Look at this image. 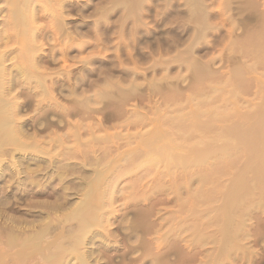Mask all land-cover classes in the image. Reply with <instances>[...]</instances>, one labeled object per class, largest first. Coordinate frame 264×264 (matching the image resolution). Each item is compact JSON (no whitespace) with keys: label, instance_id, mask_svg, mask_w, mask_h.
<instances>
[{"label":"rangeland","instance_id":"374dc122","mask_svg":"<svg viewBox=\"0 0 264 264\" xmlns=\"http://www.w3.org/2000/svg\"><path fill=\"white\" fill-rule=\"evenodd\" d=\"M119 1L121 0H64V3L62 4V6L64 7L63 9L66 11L61 10V12L64 13V15L61 14L62 15V16L60 15L61 18L57 17L56 21L57 20L61 21V19L63 20L64 18L63 22L65 24V27L70 29V31L69 30L68 31L71 34L73 32L72 34L73 37L71 36L73 39H71V42L67 40V42L71 44L69 43L65 44V45L71 46L68 48L66 52L67 54L65 55V57H66L68 65H71L74 67V68L70 67V70L74 77V81H76L75 82L76 94H74L71 97L75 101H77V98H78L77 102L79 104H77V102L76 104L80 105V103H82L80 101L84 100L83 97L86 96L88 97V101L89 100L91 101V102L89 101L90 104H88L91 106H88V108L93 107L95 109L92 108L90 110L87 108L88 111L85 114L87 119L86 117H84V119L81 118L84 116L82 115L83 113L81 112L82 110H80L78 114L76 113V115L66 117L64 113L69 108L68 107L69 102L67 103L66 102L67 100H65V98L63 99L62 97L64 96V93L67 95L66 92H63L61 97L57 96L59 104H55V105L57 108L59 107L60 110L57 109L55 111L54 102L51 100L50 101L46 100L45 102L47 104L46 103H43L44 105L42 104L43 109H41V111L39 112V115L35 117L39 116V119L43 117L42 118L43 120L42 119L40 120L42 121L41 123H46L44 119L47 120V119L52 118L51 120H54L52 124L54 125H52L50 129H48V132L47 130L44 131L42 133L43 135L47 136L52 131H56L58 133H61L59 134L60 136L62 135L71 136L73 134V133L69 134L71 131L70 130L71 127L69 129V126L68 127L63 126V124L66 125L67 123L66 121H70L71 122V123L69 122L70 124H73L74 120L76 122H79L78 120L80 118L82 119V121L83 120L85 121V122L84 121L82 122L80 120V122L86 123V125L87 123L90 122L89 119L91 120L90 123L103 122L104 129L107 131L108 135H110L111 133L116 135L117 133L118 135H116V137L118 138H119V135H123V137H126L128 133L129 134L132 133L136 135L138 132V133L143 134L145 132H148L149 129L152 130L153 127L156 129L157 125L161 126L162 129L168 130L169 127H167V123L164 122L163 120L164 117L167 114H169L168 116H174L176 113H180V111L181 112L184 110L185 112L188 111V109L191 108L192 102L191 103L187 102V99L190 101V99H193L195 95L201 96V94H202V97L205 96L203 99L207 97L206 98L208 99L207 101L208 102L212 101V103H214L215 106L216 104L217 106H220V105L222 106L225 104L231 107L235 103L239 109V112H241L242 114H248V113L253 114L251 116L255 115V117L253 118L255 120H260L264 118L262 117L264 116L262 115L264 114V108H263L264 107V99H263L264 98V92H263L264 91V88H263L264 87V82H263L264 81V0H135V1L134 0H122L123 2H119ZM6 2L7 0H0V5L3 8V12L0 14L1 16L0 19L2 20V22L0 23V29H3L4 27L3 25L4 18L2 17L6 14L5 13L7 10L5 6ZM35 2H34L35 3L34 5L36 9H38L36 10L37 11L36 17L38 16L37 17L38 21L36 20V25L37 27L40 28V31L36 38L37 39L36 41H38L36 42V46L41 47V51L38 54L46 57L47 55H50L51 52L53 53V51L56 49L57 51L56 50L54 51L55 53L54 58L56 59L55 61L56 64L53 62L54 64L50 65L51 67L49 66V68L47 69H49L48 70L49 72L52 71L51 73L60 72L61 70L63 71L62 66L65 65V63L63 60L64 58L62 54L60 53V49H62V47L65 46L64 43L66 42L62 40L64 42L63 43L62 41L59 40L61 36L59 38L57 37L59 36L58 33H60L57 30H55V29H58L57 28L58 24L56 23L57 24L56 26V24L54 23L56 21L55 20L53 21L52 16H50L48 13L51 10V7H53L54 4H56L57 2L55 3V1L53 0V3L51 2L53 6L49 4L48 3L49 1L47 0L45 1L35 0ZM45 5L47 7V10L48 8H50L48 12H44L46 11ZM48 5H50L51 7ZM41 7H44V9H42ZM39 8L42 9L41 12L39 11L40 10ZM40 16H42L43 19ZM45 17L46 19H44ZM93 31L97 33H94ZM52 34L56 36H52ZM14 42L15 41H13V43L11 42V46L9 50L11 49L13 50L14 48H17V45ZM60 43L63 46H61ZM97 45L100 47L98 48ZM77 46H78V49H77ZM95 47L97 49H95ZM76 55L78 58H76ZM93 55H96V56L93 57ZM253 55H254V58H252ZM257 55L259 57L261 56V58H259ZM256 57L257 59H261V60H259V62L258 60L256 61L255 59ZM84 58L88 60L85 61ZM11 61H9L8 63L6 62V64L8 65L12 64ZM254 63L255 65L256 64L257 65L255 66ZM253 69H255V71ZM111 73H114V74H111ZM83 76L85 77L84 78L85 81H83V84H82V81L80 79H82ZM61 78L62 80L59 78L60 79L59 86L62 85L61 89L65 91V88L67 87V81H64V79L66 80L65 77L63 79V76H61ZM109 78H112V79H109ZM114 79H115V83L116 82L118 83V81L119 83L116 85H113ZM132 80H136V81L132 82ZM154 80L157 82V84H155L156 82ZM201 80L202 82L200 83ZM103 81L105 82L107 81L108 85H109V82L111 81L112 85H109L106 87L107 83L106 85H104L105 82L103 83ZM137 81L138 83H136ZM122 83L126 85H123ZM261 83H262V86H261ZM102 84L103 86H101ZM201 84L205 85L206 87L205 86L203 87V85L201 86ZM216 84H219V85L217 86ZM222 84H224V86ZM132 85L135 88V90L134 91L131 90V93H130V87H132ZM134 85L135 86L137 85L140 87H135ZM197 85H200V86L197 87ZM207 85L209 86V88ZM128 86H129V90L127 89ZM108 87H110V89ZM111 87L112 88L114 87V88L112 89ZM210 87L211 88L216 87L219 90L215 88L216 89L215 92H212L214 90H211V91L208 90L210 89ZM92 88L93 89L95 88V89L92 90ZM205 88H207V90ZM98 89L103 90V92L104 90L105 92L108 90L110 93H108L107 91V94L110 97L107 96V94H105L106 96L105 98L104 96H102L104 98L103 100L102 98L101 100L100 99L96 100L95 98H92L93 96L95 97L96 93H98V91H96ZM198 89L199 90L201 89L200 90L201 94L198 92L199 91ZM233 89L238 92V93L236 92L237 95L234 94V91H232ZM20 90L21 92L25 90L24 94L21 93L22 98L23 97L26 98L25 96H28L29 94L32 95V93L35 92L34 89H31L28 92V88L26 90V87L25 89L20 88ZM126 90H128L131 95L132 94L134 95L124 96L122 95V93H120V91H122L123 93L125 91V94H126L127 93ZM139 91L140 93L141 92L142 93L140 94ZM217 91L219 94L216 95ZM93 92L95 93V95L93 94ZM232 92L234 95L232 94ZM112 95L114 98L111 97ZM121 95L124 96V98ZM81 97L82 99H80ZM90 97L91 99H89ZM198 97L199 96H197L196 98ZM224 101H226V103L223 104L222 102ZM148 103H149V106H148ZM70 104L73 105L74 103H70ZM258 106L262 109L260 111H262L263 113L259 111L260 108ZM71 107L72 106H70V108ZM62 108L65 110V111L62 110L64 113H61ZM33 109L31 110L30 108L28 110H25V112H23V116L25 115L24 116L25 118H28V117L32 118V116L34 117V115L36 114L33 112ZM122 109L124 110L123 112H122ZM166 110L168 112L167 114H166ZM93 111H96V112L93 113ZM172 111L174 113H172ZM88 112L89 113L92 112V113L87 114ZM51 113H57V115L56 114L54 115ZM132 113L137 118L138 116L136 114L139 113V119L143 120L142 123L147 122V124L145 123V125L136 126L137 128L135 127V129L133 128L134 126L132 127L122 126L125 122H128V123L129 122H139L135 116L134 117L137 120L133 117ZM257 113L259 116L262 115L261 116L262 118L258 117ZM79 114L82 116H80ZM91 115L94 117H92ZM140 116L142 118H140ZM65 117L71 120H68ZM64 119H66V121ZM97 120H101V121H97ZM55 122H61L60 124L61 127L56 126ZM27 123L28 125L30 124L34 125V123L36 122H27ZM96 123H94L93 125H95ZM241 123H244V122H239V124ZM245 124L246 123H244V125ZM83 125L85 126V124ZM118 125H120L121 127H119ZM244 125L242 124L240 126L241 127L240 129L242 131L244 130V127H245ZM168 126L170 125L168 124ZM216 127H213V129H215ZM86 128L85 129L83 128L82 131H80L79 129V132L82 133L81 140H83V136H84V140L82 142H86L95 133L98 136L100 135L103 136V134H106L104 132L103 133L101 132L100 134L99 132H97L98 129H96L95 127L93 128V126L89 128H92L95 130H93V132H92V129L89 132L86 131L87 132L86 134V132H84ZM90 133L91 134L94 133V134L91 135ZM115 135L113 136L110 135L111 137H113L112 140H114ZM138 137L136 136L135 138H132V140H129V145H128V142H126L127 143L126 145L124 141L125 145L124 146L122 145L123 146V148L121 147L122 149L120 148V151L123 152V155L120 156V159H118L119 157H116L115 159H118V160L114 161L115 164L113 163V165H116L117 167L115 166L114 168L115 170L112 169L111 167H110L111 169H108V170H111V171L121 170L122 172L124 171L126 172L125 168L129 164L127 165V162L125 163L123 162L125 159L127 161L131 160V158H129V156L130 157L132 156L130 151H132L135 148L136 150L143 149V148H140L142 146L141 138H138ZM69 139L70 138L68 137L64 139L66 140L65 142L67 144L70 141L72 142L73 140V138H71L72 140H69ZM117 139L115 141L116 143L118 142ZM119 139H122L123 141L124 138L121 137ZM107 140H105V142ZM124 140H126V138ZM209 141L211 140L209 139ZM209 141L207 139L208 143H210ZM71 142L70 144L73 143ZM111 142H114V141H111ZM207 142H206V145H207ZM98 144H95L96 147L91 146V148L92 149L94 148L96 152H97V149H99L98 150L100 151L99 153L95 152L97 157H100V155L102 156L103 153L105 155V152H108L107 150L109 149L110 150L113 149V151L115 150L114 149L115 147H113L114 145L112 144L113 146L112 145L111 146L113 148H109L105 152L102 153L101 151H103V148L98 147ZM105 144L107 145L109 144V142ZM221 144H223L222 141L217 142V145H221ZM101 145L99 144V146L104 147L103 144ZM139 145L141 146L139 147ZM203 145L205 146V144ZM210 148L212 150L211 149L208 150L209 151L208 153H211L213 151V148L211 145H210ZM61 149L57 148L58 150L57 152H60ZM110 150L108 153L112 154L113 151L110 152ZM82 151L85 152L86 149L85 148L84 150L82 149L80 155L83 154ZM115 151L112 154V156H110L111 158L113 157L112 159H114L115 157L114 156V154H116ZM86 153L88 152L86 151ZM95 153L91 152L90 154L93 156ZM78 154L79 153H76L75 157H79ZM90 154H86L87 157L91 158ZM141 154L142 153H140V157L139 155L136 154L137 155L136 157L134 156V153H133L132 159L134 157L137 160H139L142 156ZM84 155H81V156L83 157ZM106 157H108L111 160L109 155ZM108 158L107 160L109 161ZM240 159L244 161L243 157L239 158V160ZM104 160L107 161L106 158ZM134 161L135 160H131L130 164ZM239 162H241V160ZM118 164L121 165L119 169H117L119 166ZM107 165L106 167H108ZM128 167H131V166H128ZM146 169H147L146 167H141L137 171L135 170L132 171L133 173L132 172L128 174L125 173V175L121 174L122 177H120L121 176L120 175L118 176V179L116 178L115 180H112L113 183H115L118 180L116 182L115 187L113 186V191H116V192H114L115 194L112 197L115 198L116 200L114 201V203H112L113 205L111 204L112 206L106 204L107 207L104 206L102 210L97 213L98 217L100 215L99 219L101 220V222H103V220L105 221V219L108 218L110 222L109 223L110 227L107 224L105 225L106 230H107L106 232H104L103 229L101 228H96V227L93 228L95 233L100 232L101 234L105 235L108 232L109 234H111V236L107 238L108 240H106L107 246L100 245V242L98 241H100L101 239L98 238V236L97 238H95V240L97 241H94V244H93L94 246H88L89 248H92L95 251V254L99 253L100 251V254L102 255V256L99 255L101 256L100 257L101 262H98L97 264H118V263L119 264L121 263L122 264H153V263L154 264H160V263L161 264L162 263L163 264H264V205L262 203H260L262 204L260 205L259 203H256L257 202L256 201L255 202L256 205L255 204L252 205V202L250 203L249 201V203L248 204L246 203V205L237 204L239 205L238 207H240V209L236 207L237 211H239L240 213L243 212L240 215L244 219L243 218H240V219H243V223L245 225L243 224V226L240 227L242 230L241 229L239 230V226L236 227V229L239 230V232L237 233L239 234L241 231L242 235L239 234L237 237V240L235 238V235L234 237L232 236L233 238V239L231 238L232 240L226 239L223 237L221 238V236L219 235H221L222 230L220 229L218 230V228L222 227V225H220L221 224L220 221H223V220L219 218V221H218V218H216L217 215L215 213L216 209L214 210V207L217 208V205L218 206L221 205L222 199L220 201L218 200L215 202L211 201L210 204L204 203L205 205H203L202 203V206H199L201 204L197 205L196 209L200 211V214L202 216L201 217L202 221H201V218L192 217L193 214L191 212H192V209L194 210L195 208V206L193 207V204H190L188 202H187L188 205L190 204L189 206L187 204H184L189 194H192V192L194 193L197 190L198 182H197V179H194V178L198 176L199 171L196 170L197 172L195 171L193 173L191 171V172L184 174V172L180 173L179 172L180 170H179V171H176L178 175L173 172L172 173L167 172L169 174L168 175L165 172L166 170L162 172L163 171L162 166L152 168L153 170L152 169L146 170ZM233 169H232V172L237 170V169L236 170H233ZM146 172H147L146 175L148 174L150 175L144 176V178H142ZM162 173L163 174L166 173L168 176L166 174L162 176L163 175ZM172 174L174 175L171 176ZM190 174L192 177L190 176ZM194 174H196V176H194ZM231 175L230 176L228 175V176L231 177ZM138 176L141 178L139 179ZM107 177L108 178L112 177V173L109 172L105 174V179H107ZM229 177L228 178L227 176L224 178L222 177V180H224V183L222 181V185L220 184L221 187L219 188H221L220 189L221 191L223 190L222 186L224 187L225 185L228 184L229 180L226 181V179H229ZM103 183L104 184H101L100 186L106 185L105 181ZM98 190L99 189H97L96 192H98ZM110 190L111 189H109V191ZM251 191L253 192L254 190H251ZM219 196L220 195H218V197ZM0 197H4V196L0 195ZM255 197L256 199L254 198V201L258 200V196L256 195ZM94 198L95 196L91 198V201H94V202H91V205L94 207L90 206V208L92 209L95 208L96 210L101 207L98 203L101 204V202L104 201V199L103 200H101V198L97 199V196L95 199ZM104 202H106V200ZM257 204L258 206L260 205L261 207L259 206L258 208ZM200 209L203 210L202 211L203 213L201 212ZM212 209L214 210V212ZM207 212L209 214L211 213V215H208ZM202 214H205V215H202ZM206 215L208 217L213 216L212 218L215 217L217 220L209 217L211 219H209L208 221V218ZM102 217H103V220H102ZM216 221L218 223L220 222V224H218ZM93 222H92L93 224L98 223L96 220ZM129 226H132L131 228H133L132 230L129 228L131 231L128 228H126ZM136 226H137V229H136ZM146 226L148 227V229ZM234 226H237V222H236V225ZM66 229H68V227H66ZM192 229L194 230V232ZM57 232L58 231L55 230L54 233H57ZM137 233H138V236H137ZM215 236L216 238L219 237L218 240L214 238ZM197 238L200 240H198ZM219 242L221 244H219ZM98 247L100 248L99 250H98ZM251 249H253L254 251ZM141 256L143 257L140 258ZM107 259L110 261H108Z\"/></svg>","mask_w":264,"mask_h":264},{"label":"bare ground","instance_id":"6f19581e","mask_svg":"<svg viewBox=\"0 0 264 264\" xmlns=\"http://www.w3.org/2000/svg\"><path fill=\"white\" fill-rule=\"evenodd\" d=\"M47 1H49L48 3L52 5L53 0L52 1L47 0ZM54 1H55V3L57 2L56 3L57 5L54 4V6L52 5L53 7L48 5L51 7L50 11H49L50 8H48V10H47V7L45 5L46 11H44V10L43 11L44 12L49 11L48 13L50 16H52L53 21L54 20L56 21L57 17H60L61 14L64 15V13L61 12V10H64L63 9L64 7L62 6V4L64 3V0H54ZM34 2H35V0H7V2L5 4L6 9H7L5 12L6 14L4 16L2 15L3 16L2 18H4V20H3L4 27H3V29H0V195L4 196V197H0V264H9V263H11V264H94V263H96L97 264L98 262H101L100 257L102 255L100 254V251H99V253H97L98 254L97 255V254H95V251L92 248H89L88 246H94L93 244H94V241H97V240H95V238H97V236H98V238L101 239L100 241H98V242H100V245L101 246H107L106 240H108L107 238L110 237L111 234H109L107 232V234L104 235V234H101L100 232H98V233L94 232L93 228H95V227L103 229L104 232L107 231L106 226H105L106 224L110 227V224H109L110 222H109L108 218L105 219V221H104L103 217H102L103 222H101V220L99 219L100 215L98 217L97 213L99 211H101L104 206L107 207V205H111L116 200L112 196L115 194L114 192H116V191H113V186L115 187L116 182L118 180L115 183H113L112 180H115L116 178L118 179V176H120L121 174L125 175V173L128 174L134 170L137 171L141 167H146L148 170H150L152 168L162 166V168H163L162 172H164L166 170L165 171L166 173L167 172L168 173H172V172L176 173V171H179V170H180L179 171L180 173L184 172V174L191 172V171L193 173L196 170L199 171L198 176L194 178V179H197V182H198L197 190L194 193L192 192V194H189V196L187 195L188 197H187L184 204H187V205H188V203L193 204V207L195 206V208H194V210L192 209V212H191L193 214L192 217L201 218L202 216L200 214V211L198 209H196L197 205L201 204L199 206H202V203H203V205H205L206 203L210 204L211 201L215 202L218 200L220 201L222 199L221 205H219L220 207L218 205H217V208L214 207V210L216 209L215 213L217 215L216 218H218V221H219V218L221 220H223V221H220L221 224H220V222L218 223L216 221L218 224L222 225V227L220 226L222 229L218 228V230L219 229L222 230L221 235H219V236H221V238L223 237V238L232 240L233 239L232 236L234 237V235H235V238L237 240V237L239 234H241V231L239 234L237 232H239V230L241 229L240 227H242L244 224L243 223L244 218L241 217V215H240L243 212L240 213L239 211H237L236 207L239 206L237 204L246 205V203L248 204L250 201V203L252 202V205H254L255 202L257 201L256 203H259V204L262 203L264 205V202H263L264 201V118H262V117H264V116H262L264 114H262L261 115L262 117H261L257 113V116L261 117L262 119L255 120V119H253L255 117V115L251 116L253 114H250V113L242 114L241 112H239V109L235 103L231 107H229V106L224 104V103H226V101H224V102H222L224 105L217 106V104H216V106H215V104L212 103V101H211L212 99L210 100L211 102L207 101L208 100V99H206L207 97L205 98L206 100L203 99L205 96L202 97V94L200 93L201 89L200 90L198 89L199 90L198 92L201 94V96L197 95L199 97L196 98L197 96L195 95V97H194V95H193V97H194L193 99H190V101L187 99V102H190V103L192 102L191 108L188 109V111L185 112V110H184L182 112L180 111V113L175 112L176 114L174 116H168L169 114H167L168 112L166 110L167 115L164 117L163 120L165 123H167V127H169L168 130L162 129L161 126L157 125L158 128H157V126H156V129L153 127L152 130L149 129L148 132H145L143 134L138 133V132L136 135L132 134V133L131 134L128 133L126 135V137H123V135H119V138H121V137L124 139L126 138V140L123 139V141H122V139H119L118 137H116V135H118L117 133H116V135L111 133L110 134L111 136L115 135V137H116V138L114 137V140H112L113 137L108 135L107 131L104 129L103 122H97V123L92 122V123H90L91 120L89 119L90 125H89V123H87V125H86V123H82L84 120L82 121L81 118L84 119V117H86L85 114L88 111V109L91 110L93 108V107L88 108V106H91V105H88L91 102L90 100H89L90 102L88 101V97L85 96V97H83L84 100L80 101L83 103V105H82V103H80V105H77V104H79L77 102L78 98H77V101H75L71 97L74 94H76V92H75V87H76L75 82L76 81H74V77H73L72 72L70 70V67H73V66L68 65L66 57H65V55L67 54L66 52H67L68 48L71 46L65 45V44L69 43V42H67V40H69L71 42V39H73L72 38L73 32L71 31L72 32V34H71L69 32L70 29L65 27V24L63 22L64 21L63 17H62L63 20L61 19V21L57 20L56 22H54L55 24L56 23L58 24V27H57L58 29H55V30L60 32V33L57 32L59 34V36H57V37L59 38L61 36L59 40L60 41L63 40L66 42V43H64L62 41L65 46L61 45L62 42L60 43V45L63 46L62 49H60V53L62 54V56L64 58L63 59L64 63H65V65H63L64 68L62 66L63 71L61 70L60 72L51 73L52 71L49 72L48 71L49 69H47V68H49L50 65H52L54 63L56 64V62H55L56 59L54 58L55 57L54 51L56 49L53 51V53L51 52L50 55H47L48 57L46 55H45L46 57H44V56H41L38 54L41 51V47L36 46V42H38V41H36L37 40L36 38L38 36L40 28L37 27V25H36V20L38 17V16L36 17V14H37L36 10H38V9H36V7L34 5L36 2L35 3ZM119 2H123V1L121 0ZM45 4H46V2H45ZM41 8L44 9V7H41ZM140 8H142V7H140ZM42 9H40L39 11L41 12ZM64 11H66V10H64ZM108 11H109V9H108ZM2 12H3V8L0 5V14ZM204 12H202V13H204ZM40 17L43 19L42 16H40ZM0 18H1V16H0ZM44 19H46V17ZM1 22H2V20L0 19V23ZM57 24H56V26H57ZM118 30H120V29H118ZM95 31H96V29H95ZM57 33H56V35H57ZM94 33H97V32H94ZM56 35L52 34V36H56ZM12 40L15 41L14 43L17 45V48H14L13 50L12 49L9 50V48L11 46V42L13 43ZM100 43H101V41H100ZM69 44H71V43H69ZM66 46H68V47H66ZM99 47L100 46H98V48ZM80 48H81V46H80ZM77 49H78V46H77ZM95 49H97V48L95 47ZM187 49H188V47H187ZM102 51H103V49H102ZM47 52H49V51H47ZM253 52H255V51H253ZM255 53H257V52H255ZM96 55H93V57ZM254 55L252 58H254ZM258 55H260V54H258ZM81 57H82V55H81ZM76 58H78L77 55H76ZM85 58H84V60L87 61L88 59H85ZM259 58H261V56ZM82 59H80V60H82ZM255 59H256V61L258 60V62H259V60H261V59H257V57ZM8 60L9 61L12 60L11 61L12 64H10V65L6 64V62L7 63L9 62ZM76 60H75V62H76ZM261 62H263V61H261ZM154 63H155V61H154ZM157 64H159V63H157ZM254 65H255V63H254ZM58 66H60V65H58ZM242 67H243V65H242ZM101 68H103V67H101ZM252 68H251V70H252ZM253 70L255 71V69H253ZM149 71H147V72H149ZM136 72H138V71H136ZM111 74H114V73H111ZM61 76H63V79H64V77L66 78V80L64 79V81H67V87L65 88V91H63L61 89L62 85L59 86V80L60 79L62 80ZM141 76H142V74H141ZM151 76H153V75H151ZM237 76H239V75H237ZM84 78L85 77L83 76L82 79H80L82 81V84H83V81H85ZM196 78H198V77H196ZM109 79H112V78H109ZM123 79H125V78H123ZM129 79H130V77H129ZM197 80H199V79H197ZM237 80H238V78H237ZM133 81H136V80H132V82ZM138 81H140V80H138ZM138 81L136 83H138ZM104 82L105 81H103V83ZM201 82H202V80L200 81V83ZM106 83H107V85H106ZM111 83L112 82L110 81L109 85H112ZM118 83H119V81H118ZM118 83L117 82L115 83V79H114L113 85H116ZM130 83H129V85H130ZM262 83H261V86H262ZM155 84H157V82ZM166 84H167V82H166ZM104 85H106V87L109 86L107 81L105 82ZM123 85H126V84H123ZM137 85L136 86L134 85V86L140 87ZM140 85H141V83H140ZM202 85L203 84H201V86ZM211 85H212V83H211ZM216 85L218 86L219 84H216ZM222 85L224 86V84H222ZM101 86H103V84ZM164 86H165V84H164ZM198 86H200V85H197V87ZM204 86L205 85H203V87ZM234 86H236V85H234ZM25 87H26V90L28 88V92L31 89H34L35 92L32 93V95L29 94L28 96H25L26 98H24V97L22 98L21 93L24 94L25 90L23 92H21L22 89L20 90V88L25 89ZM94 87H95V85H94ZM108 88L110 89V87H108ZM124 88H123V90H124ZM208 88H209V86H208ZM212 88L210 87V89H208V90H210V91L214 90L212 92H215V90L218 89L216 87H212ZM94 89L92 88V90H94ZM127 89L129 90V86L127 87ZM205 89L207 90V88H205ZM128 90H126L128 94L127 93L125 94V91H124V93L122 91H120V93H122V95H124V96L125 95L133 96L134 94H132V95L130 94L131 90L132 91L135 90L133 85H132V87H130V93ZM222 90H224V89H222ZM222 90H220V91H222ZM96 91H98V93H96V95H95V93H94L95 91H94L93 94L95 95V97L93 96L92 98H95L96 100L97 99L101 100V98H102V100H103L106 97L105 94H107L108 90L106 92L104 90L105 93L101 89L100 90L98 89ZM100 91H102V92H100ZM137 91H135V92H137ZM232 91H234V94H236V92H237L234 89ZM30 92H32V91H30ZM63 92L67 93V95L64 93V96H66V97H64V96H62V97H63V99L65 98V100H67L66 101L67 103L69 102L68 103L69 108L67 107L68 108L67 111H65L63 108L61 109V111L64 110L65 113L63 111L62 112L60 111V112L64 113V115L66 117H70L72 115H76V113L78 114V112H80V110H82L81 112H83L82 115H84V116L81 118L79 117L80 118L79 120L77 119L79 122H76L74 120V122H75L74 123L72 121L73 124H70L71 123L70 121H66V119H68V118L65 117L66 119H64V120L67 123H66V125L63 124V126H67V127L69 126V129L71 127V129H70L71 131L69 133V134L73 133L71 136L70 135L69 136H63V135L60 136L59 134H61V133H58L56 131H52L50 134L48 133L49 135L45 136L42 133L46 130L48 132V129H50L51 126L54 125V124H52L54 120H51L52 118L47 119V120L44 119V121L46 123H41L42 121H40V120L43 117L41 116L42 118L39 119V116L38 117H35V116L39 115V112L41 111V109H43V105H44L43 103H46L45 102L46 100H48V101L51 100L54 102L55 111L57 109H59V107L57 108L55 104H59L57 96L61 97ZM108 93H110V92L108 91ZM139 93H140V91H139ZM217 94H219L218 91H217L216 95ZM232 94H233V92H232ZM116 95H118V94H116ZM102 96H104V98ZM107 96H109V95L107 94ZM124 96H122V97L124 98ZM206 96H208V95H206ZM111 97L114 98L113 95ZM119 97H120V95H119ZM149 98H150V96H149ZM190 98H192V97H190ZM80 99H82V97ZM89 99H91V97ZM209 99H210V97H209ZM76 102H77V104H76ZM70 103H74V104L71 105ZM210 103H212V104H210ZM50 104H51V102H50ZM62 105H63V103H62ZM253 105H255V104H253ZM70 106H72V107L70 108ZM78 106H80V107H78ZM148 106H149V103H148ZM61 107H63V106H61ZM64 107H66V106H64ZM30 108H31V110L34 108L33 112L36 115H34V117L32 116V118H30V117L25 118L24 117L25 115L23 116V112H25V110H28ZM93 109H95V108H93ZM252 109H254V108H252ZM260 110H262V109L260 108L259 111ZM123 111L124 110L122 109V112ZM163 111H164V109H163ZM95 112L96 111H93V113H95ZM260 112L263 113L262 111H260ZM57 113H58V111H57ZM57 113H51V114L57 115ZM61 113H60V115H61ZM90 113H92V112H90ZM90 113L88 112L87 114H90ZM172 113H174V112L172 111ZM120 114H122V113H120ZM82 115H80V116H82ZM129 115H131V114H129ZM136 115L138 116V118L134 114H133V117L135 116L139 122H129V123L125 122L122 126H124V127L134 126L133 128L135 129L136 126L145 125V123L147 124V122H145V123L143 122L144 123L143 124L142 123L143 120L139 119V113ZM58 116H59V114H58ZM123 116H124V114H123ZM88 117H90V116H88ZM92 117H94V116H92ZM92 117H90V118H92ZM140 118H142V117L140 116ZM144 118H145V116H144ZM86 119H87V117H86ZM68 120H71V119H68ZM80 120L82 122H80ZM97 121H101V120H97ZM145 121H147V120H145ZM27 122H36V123H34V125L33 124L28 125ZM239 122H244L246 124L245 125H244V123L239 124ZM55 123H56V126L61 127L60 126L61 122H55ZM94 123H96L95 124L96 126L93 125ZM117 123H119V122H117ZM218 123H219V125H218ZM83 124H85V126ZM162 124H164V123H162ZM168 124L170 126H168ZM242 124L245 126L243 131L240 129L241 128L240 126ZM82 126H84V127H82ZM92 126H93V128L95 127L96 129H98L97 132H99L100 134H101V132L102 133L104 132L106 134H103V136L102 135L98 136L95 133V131H94L95 134L93 133L94 135L91 134L93 132V130H95V129L89 128ZM118 126L121 127L120 125H118ZM167 127H165V128H167ZM213 127H216V128L213 129ZM83 128L84 129L86 128V130H84V132H86V131L89 132L92 129V132L90 134L93 136L90 135L91 138L88 139L86 142H82L84 140V136H83V140H81L82 133L79 132V129H80V131H82ZM64 131H65V129H64ZM87 132H86V134H87ZM127 136H128V138H127ZM136 136L137 137L139 136L138 138H141L142 146L139 145V147L141 146L140 148H143V149L136 150V148H135L132 150L133 152L132 151H130V152H131L132 156L134 153V156H136V157H137V155H139V157H140V153H142L141 158L139 160H137L136 158L133 157V159H132V156L131 157L129 156V158H131V160H135L134 162H132L133 164L132 163L130 164L131 160L130 161L128 160L129 161L128 162L126 159L124 160L123 163L127 162V165L129 164L128 166H131V167L125 166L126 172L125 171L122 172L121 170L120 171H118V170L114 171L115 170L114 168L116 166V165H113L114 161L120 159V156L123 155V152L120 151V148L121 147L123 148V146L125 145L126 142H128V145H129V140H132V138H135ZM67 137L70 138L69 140H72L71 138H73V140H72L73 143L70 141L72 144H70V142L68 144L65 142L66 140H64V139H66ZM191 137H193V138H191ZM109 138L111 141H114V142L118 138L122 143L118 139H117V141H118L117 143L111 142L109 140ZM207 139H208V141L210 139L211 141H209V142L210 143L213 142V143H211V144L208 143ZM105 140H107L109 142V144L106 145L105 143H108V142L107 141L105 142ZM124 141H125V143H124ZM219 141H222L223 144L217 145V142H219ZM98 142L100 145L103 144L104 147H101L102 145L99 146ZM206 142H207V145H206ZM118 143H120L121 145ZM95 144H98V147L103 148V151H101L102 153L105 152L109 148L115 147L114 149L116 151L115 150L114 151L116 152V154H114V156H115L114 159L116 157H119V158L114 160V159H112L113 157L112 158L110 157L114 153L113 149L112 150L109 149L110 152L113 151L112 154L108 153L109 150H107L108 152H105V155L106 156L109 155L111 160L108 157H106L104 155V153L102 156L100 155V157H97L96 153L100 152V151H98L99 149H97V152H96V150L94 148L93 149L91 148V146L96 147ZM203 144H205V146ZM108 145H110V146H108ZM126 145H127V143H126ZM210 145L212 146L213 151L211 153H208L209 152L208 150L211 149ZM82 146L86 149V151L88 153H86V151L85 152L82 151L83 154H81V155H84L85 153L90 154L91 152H94V153L96 152V153L93 156L90 154L91 158L87 157L86 154L82 157L80 155L81 150L82 149L84 150V148ZM208 147H209V149H208ZM57 148H60V149L62 148V149L60 152H57L58 151ZM89 149H90V151H89ZM76 153H79L78 154L79 157H75ZM242 157H243L244 161H242V159H240L241 162H239L240 161L239 158H242ZM105 158H106V160L108 158L109 161L108 160L105 161L104 160ZM120 162H118V163H120ZM107 163H108V165H107ZM106 165L108 167H106ZM118 165L119 166L117 169H119L121 166L120 164H118ZM110 167L114 170H112V171L108 170V169H111ZM122 169H123V167H122ZM232 169L233 170L237 169L236 170L237 172L236 171L232 172ZM109 172L112 173V177H109V178L107 177V179H105V174H107ZM147 172L145 173V175H143L142 178H144V176L150 175V174L146 175ZM166 173H164V174L162 173L163 175L162 174L161 175L164 176ZM230 173L231 174L234 173V174L231 175ZM157 174H159V173H157ZM173 175L174 174H172L171 176H173ZM228 175L229 176L231 175V177H229ZM91 176H93V177H91ZM190 176H191V174H190ZM194 176H196V174H194ZM226 176H227V178L229 177V179H226V181L229 180V182L227 185L224 186L225 188L222 186L223 190L221 191L220 190L221 188H219V187H221L222 181L224 183V180H222V177L224 178ZM120 177H122V175ZM140 178L141 177H139V179ZM172 178H174V177H172ZM176 178H177V176H176ZM133 180H134V178H133ZM104 181H105L106 185L100 186L101 184H104L103 183ZM132 182H134V181H132ZM184 184H185V182H184ZM180 185H181V183H180ZM97 189H99L98 192H96ZM109 189H111V190L109 191ZM251 190H254V191L252 192ZM144 191H145V189H144ZM218 195H220V196L218 197ZM256 195L258 196V200L254 201V198L256 199V197H255ZM93 196H95V198L97 196V199L101 198V200H103V199H104V201L106 200V202L100 201L101 204L98 203L101 206L100 207L101 209L99 208V209L95 210V208L94 209L90 208V206H92L91 202H94V201H91V198H93ZM138 197H140V196H138ZM217 197H218V199H217ZM180 200H181V198H180ZM95 202H97V201H95ZM92 204H94V203H92ZM262 204H260V205H262ZM257 206H258V204H257ZM259 206H258V208H259ZM92 207H94V206H92ZM191 207H192V205H191ZM238 208L240 209V207H238ZM214 210H213V212H214ZM202 211L203 210H201V212ZM241 211H242V209H241ZM110 212H112V211H110ZM202 215H205V214H202ZM208 215H211V213L210 214L208 213ZM209 217H211V216H209ZM209 217L207 216L208 221L213 216L211 218H209ZM216 218L214 217L212 219H216ZM238 218H239V220H238ZM240 218H243V219H240ZM203 219H205V218H203ZM95 220L98 222V223L96 222L97 224H93L94 223L93 221H95ZM98 220H100V221H98ZM201 221H202V218H201ZM99 222H101V223H99ZM236 222H237V226H234V225H236ZM238 226H239V230L236 229V227H238ZM66 227H68V229H66ZM131 227L132 226H129L126 228H128V229L130 228L132 230L133 228H131ZM217 227H219V226H217ZM101 229H99V230H101ZM134 229H135V227H134ZM136 229H137V226H136ZM147 229H148V227H147ZM55 230H57L58 232L54 233ZM64 230H66V231H64ZM109 232H110V230H109ZM193 232H194V230H193ZM137 236H138V233H137ZM243 237H244V235H243ZM199 238H201V237H199ZM214 238H216V236ZM218 238H216V239L218 240ZM198 240H200V239H198ZM90 244H92V245H90ZM219 244H221V243L219 242ZM225 244H226V242H225ZM250 244H252V243H250ZM108 245H109V243H108ZM227 248H228V246H227ZM251 248H253V247H251ZM99 249L100 248L98 247V250ZM95 250H97V249H95ZM247 250H248V248H247ZM251 250H253V249H251ZM99 255H101V256H99ZM142 255H144V254H142ZM250 255H251V253H250ZM142 257L143 256H141L140 258H142ZM156 259H157V257H156ZM108 261H110V260H108ZM128 263H130V262H128Z\"/></svg>","mask_w":264,"mask_h":264}]
</instances>
